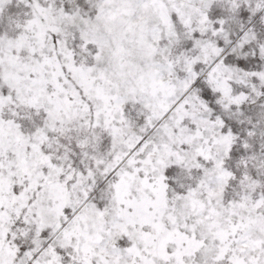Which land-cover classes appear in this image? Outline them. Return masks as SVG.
Returning <instances> with one entry per match:
<instances>
[{"label": "snow or ice", "instance_id": "snow-or-ice-1", "mask_svg": "<svg viewBox=\"0 0 264 264\" xmlns=\"http://www.w3.org/2000/svg\"><path fill=\"white\" fill-rule=\"evenodd\" d=\"M0 264H264V0H0Z\"/></svg>", "mask_w": 264, "mask_h": 264}]
</instances>
